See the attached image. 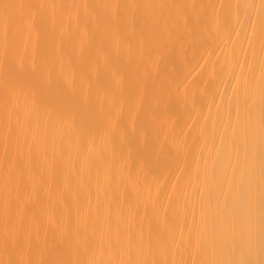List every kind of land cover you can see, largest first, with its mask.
<instances>
[{
	"label": "bare ground",
	"instance_id": "obj_1",
	"mask_svg": "<svg viewBox=\"0 0 264 264\" xmlns=\"http://www.w3.org/2000/svg\"><path fill=\"white\" fill-rule=\"evenodd\" d=\"M0 264H264V0H0Z\"/></svg>",
	"mask_w": 264,
	"mask_h": 264
}]
</instances>
